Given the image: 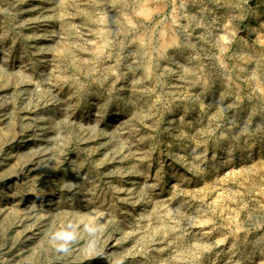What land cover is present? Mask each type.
<instances>
[{
	"label": "clouds",
	"instance_id": "9594fccd",
	"mask_svg": "<svg viewBox=\"0 0 264 264\" xmlns=\"http://www.w3.org/2000/svg\"><path fill=\"white\" fill-rule=\"evenodd\" d=\"M0 264H264V0H0Z\"/></svg>",
	"mask_w": 264,
	"mask_h": 264
}]
</instances>
